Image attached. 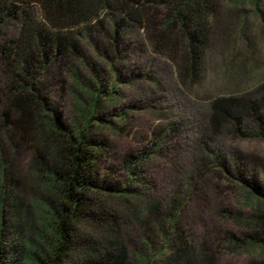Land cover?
<instances>
[{
	"label": "rangeland",
	"instance_id": "obj_1",
	"mask_svg": "<svg viewBox=\"0 0 264 264\" xmlns=\"http://www.w3.org/2000/svg\"><path fill=\"white\" fill-rule=\"evenodd\" d=\"M257 1L258 6L253 0H236L233 23L228 28L231 37L235 36V64L245 54L248 58L246 77L241 72H235L232 80L224 75L223 56H229L223 54V42L214 38L205 77L198 84L183 85L174 63L152 52L138 24H131L125 31L116 47L119 57L112 65L106 58L115 50L108 39L112 29L103 24L100 30L77 29L79 55H54L45 68L36 69L37 85L66 126L82 117L83 109L91 102L90 90L100 87L90 133L101 144L96 164L101 178L113 188L124 187L125 158L143 155L132 186L144 198L160 202L162 211L152 221L164 219V209L179 203V226L195 248L204 246L209 264H264V247L251 242L257 234L251 222L257 201L246 191L254 187L264 193V109L241 119L238 130L220 124L214 132L205 123L209 100L214 95L235 88L248 99L264 96V89L258 88L264 82V0ZM30 11L41 18L38 6L30 7ZM225 18L223 13L220 21ZM217 25L221 27L222 23ZM17 33L15 21L3 29L5 37ZM3 108L5 104L0 100V112ZM8 130V141L0 130V167L4 166L7 181L13 179L3 206L10 220L6 222L5 237L10 233L11 238L18 232L9 228L17 222L15 214L8 212L16 210L10 203L18 205V219H26L28 208L41 210L39 203L51 199L33 165L32 138L21 136L11 127ZM219 163L225 164L229 174L221 170ZM97 200L102 208L97 211L100 218L92 227L78 226L77 232L82 234L81 247L97 241L101 254L78 264L108 263L103 255L102 226L112 220L110 215L128 234L124 240L125 264H137L135 255L145 253L144 236L155 250L162 246L153 224L143 227L131 222L127 207L107 196Z\"/></svg>",
	"mask_w": 264,
	"mask_h": 264
},
{
	"label": "trees",
	"instance_id": "obj_2",
	"mask_svg": "<svg viewBox=\"0 0 264 264\" xmlns=\"http://www.w3.org/2000/svg\"><path fill=\"white\" fill-rule=\"evenodd\" d=\"M235 2L0 0V100L5 104L0 112V130L7 141L10 140L9 127L21 136L32 138L35 150L33 165L51 199L39 203L41 210L34 206L31 210L28 208L26 219H18V205L10 203L11 209L16 210L8 212L15 214L17 222L9 228L17 231L18 236L9 238V233L5 237L6 222L10 220H7L3 206L7 199L6 190L13 185V179L7 181L5 168L0 167V264H78L99 257L97 241L87 248L81 247L82 234L77 232V228L96 224L100 218L97 211L102 209L97 200L100 196L123 203L131 222L143 227L153 224L162 238V246L155 250L150 239L142 237L147 249L144 254L135 255L137 264H209L204 246L195 248L179 226V203L164 209V219L152 221L162 211L160 202L144 198L132 186L137 180L135 169L143 155L125 158L127 181L124 187L113 188L101 178L96 165L101 144L90 133L100 87L94 92L90 90V107L85 106L82 117L66 126L59 121L58 113L49 106L37 85L36 69L45 68L54 55H79L80 34L77 29L100 30L103 24L112 29L108 39L115 50L112 55L106 54L112 65L119 57L116 47L125 31L131 24H138L145 31L152 52L174 63L183 85L198 84L205 77L214 38L223 42V54L229 56H223L224 75L229 80L235 79V72L246 77L248 58L245 54L235 64L232 57L235 36L231 37L228 30L233 23L235 5H238ZM253 3L258 6L257 0ZM32 6L39 7L41 18L30 11ZM223 13L226 18L221 22ZM261 17L264 22L262 12ZM11 21L17 22L18 33L14 37H5L3 29ZM217 23H222L221 27ZM258 88L264 89V82ZM208 106L205 123L212 131L215 132L220 124H229L233 130H238L241 119L264 109V96L248 99L241 95L240 89L235 91L233 88L229 93L212 96ZM219 166L229 174L224 163H219ZM246 191L257 201L251 219L257 234L251 237V242L264 247V193L260 194L254 187L246 188ZM110 216L112 220L102 226L103 255L110 258H106L107 264H125L124 240L128 234L118 226L113 215ZM23 229L28 233L27 237L23 235Z\"/></svg>",
	"mask_w": 264,
	"mask_h": 264
}]
</instances>
